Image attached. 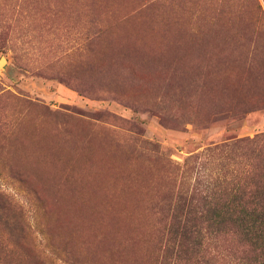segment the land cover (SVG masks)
Returning a JSON list of instances; mask_svg holds the SVG:
<instances>
[{"label": "rangeland", "instance_id": "rangeland-1", "mask_svg": "<svg viewBox=\"0 0 264 264\" xmlns=\"http://www.w3.org/2000/svg\"><path fill=\"white\" fill-rule=\"evenodd\" d=\"M2 57L0 264H264V0H0Z\"/></svg>", "mask_w": 264, "mask_h": 264}, {"label": "trees", "instance_id": "trees-1", "mask_svg": "<svg viewBox=\"0 0 264 264\" xmlns=\"http://www.w3.org/2000/svg\"><path fill=\"white\" fill-rule=\"evenodd\" d=\"M263 224H264L263 220H258L257 222H255V221L250 222L249 225L246 227V229L248 232L260 231L261 229L263 230ZM261 225H262L261 229L255 230L256 228H259Z\"/></svg>", "mask_w": 264, "mask_h": 264}, {"label": "water", "instance_id": "water-1", "mask_svg": "<svg viewBox=\"0 0 264 264\" xmlns=\"http://www.w3.org/2000/svg\"><path fill=\"white\" fill-rule=\"evenodd\" d=\"M6 62V59L4 57H2L1 61H0V65L3 66Z\"/></svg>", "mask_w": 264, "mask_h": 264}]
</instances>
